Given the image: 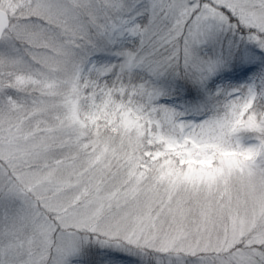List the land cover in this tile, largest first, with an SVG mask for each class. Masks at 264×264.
<instances>
[{"label":"snow or ice","instance_id":"snow-or-ice-1","mask_svg":"<svg viewBox=\"0 0 264 264\" xmlns=\"http://www.w3.org/2000/svg\"><path fill=\"white\" fill-rule=\"evenodd\" d=\"M0 264H264V0H0Z\"/></svg>","mask_w":264,"mask_h":264}]
</instances>
